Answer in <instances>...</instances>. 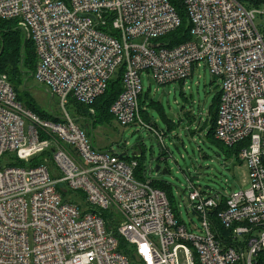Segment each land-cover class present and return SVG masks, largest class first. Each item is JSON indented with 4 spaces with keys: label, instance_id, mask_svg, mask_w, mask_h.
Listing matches in <instances>:
<instances>
[{
    "label": "built area",
    "instance_id": "obj_1",
    "mask_svg": "<svg viewBox=\"0 0 264 264\" xmlns=\"http://www.w3.org/2000/svg\"><path fill=\"white\" fill-rule=\"evenodd\" d=\"M175 1L190 37L168 46L156 39L181 23L172 0H0V19L32 42V76L59 110L40 116L0 73V264H131L116 235L137 264H264V3ZM201 65L219 90L214 136L240 145L249 185L222 195L189 181L196 226L145 170L136 175L125 149L94 147L92 123L81 128L67 107L90 106L120 76L115 122L142 124L166 151L140 117V73L167 84Z\"/></svg>",
    "mask_w": 264,
    "mask_h": 264
},
{
    "label": "rangeland",
    "instance_id": "obj_2",
    "mask_svg": "<svg viewBox=\"0 0 264 264\" xmlns=\"http://www.w3.org/2000/svg\"><path fill=\"white\" fill-rule=\"evenodd\" d=\"M255 23H260V17L256 18ZM140 77L141 98L145 100L147 113L144 111L146 115L140 117L164 133L166 151L163 153L152 133L139 123L122 126L113 119L95 123L92 130H88L87 137L98 149L115 150L120 154L125 149L129 157L138 151L135 145L141 142L144 149L141 166L146 171V178L157 184L165 183L164 190L175 213L184 222L192 220L193 224L199 226L200 220L187 199L189 181L208 192H220L222 195L249 185V170L237 158L240 145L231 148L208 134L217 81L203 65L194 66L185 81L158 84L146 71L141 72ZM23 81L27 93L39 109L48 111L50 105L55 112H59L54 100L50 102L51 96L46 88L32 74ZM16 92L19 96L25 93L23 90ZM67 109L83 128L85 119L82 118L85 116L77 113L72 105ZM91 110L88 109L89 113ZM161 153L164 157H160ZM156 157H159L157 162L165 166L168 173L162 175L154 171Z\"/></svg>",
    "mask_w": 264,
    "mask_h": 264
},
{
    "label": "trees",
    "instance_id": "obj_3",
    "mask_svg": "<svg viewBox=\"0 0 264 264\" xmlns=\"http://www.w3.org/2000/svg\"><path fill=\"white\" fill-rule=\"evenodd\" d=\"M246 7H262L264 0H238ZM172 3L177 7L178 14L181 19L180 25L173 31L167 33L165 36H161L156 39L157 42H165L168 46H172L184 39L190 37L189 33V24L186 18V13L182 4L177 3L175 0H172ZM0 73H5L8 79L11 81L15 91L23 90L24 95L17 94V100L24 103L30 107L33 111L37 112L40 116L48 119H53L50 113L47 111L39 109L32 98L26 91V85L23 80H26L29 75L32 74L35 67V51L32 42L28 39H25L19 28L16 26V23L12 19H0ZM216 80L215 78L213 79ZM218 86V85H217ZM122 91V82L120 76L110 79L108 81L105 91L98 96L90 106L80 105L75 103L74 110L85 116V121L91 122L92 127L95 123H104L114 120L112 114L109 112V107L115 98ZM17 93V92H16ZM141 98V97H140ZM219 90L217 89L214 101L215 107L212 113V120L210 122V127L208 134L214 135V126H215V111L218 104ZM145 100L140 99V116L146 115V110L144 109ZM92 108L93 112L89 113L88 109ZM145 111V113H144ZM164 135V133H162ZM233 147V146H232ZM231 147V148H232ZM135 152V151H134ZM124 158H132L138 161L136 175L141 178L143 177L142 172L144 168L141 166L142 156L136 155L134 157H129L127 151L124 152ZM164 153V151H163ZM155 185L161 189H164L165 183L161 182ZM103 217H106V214L103 212ZM118 238L119 246L118 250L128 257L131 264H137L135 256L130 248L127 247V243L122 237Z\"/></svg>",
    "mask_w": 264,
    "mask_h": 264
},
{
    "label": "water",
    "instance_id": "obj_4",
    "mask_svg": "<svg viewBox=\"0 0 264 264\" xmlns=\"http://www.w3.org/2000/svg\"><path fill=\"white\" fill-rule=\"evenodd\" d=\"M1 50H2V48L0 49V53H1ZM135 146H136V149L138 150V155L139 156H141V155L144 156V149L142 148L141 142H138ZM135 155H136V153L134 152L131 156H135ZM162 156H163V154L161 153L160 157H162ZM158 159H159V157L155 158L156 163L154 164V171L156 173H160L162 175L168 173L167 168L165 166H162L159 162H157Z\"/></svg>",
    "mask_w": 264,
    "mask_h": 264
},
{
    "label": "crops",
    "instance_id": "obj_5",
    "mask_svg": "<svg viewBox=\"0 0 264 264\" xmlns=\"http://www.w3.org/2000/svg\"><path fill=\"white\" fill-rule=\"evenodd\" d=\"M217 89H218V87H217ZM91 130H92V128H90Z\"/></svg>",
    "mask_w": 264,
    "mask_h": 264
},
{
    "label": "bare ground",
    "instance_id": "obj_6",
    "mask_svg": "<svg viewBox=\"0 0 264 264\" xmlns=\"http://www.w3.org/2000/svg\"><path fill=\"white\" fill-rule=\"evenodd\" d=\"M131 157H134V156H131Z\"/></svg>",
    "mask_w": 264,
    "mask_h": 264
}]
</instances>
